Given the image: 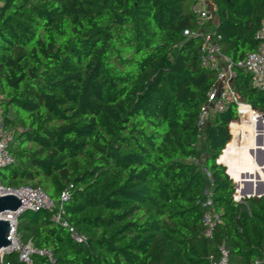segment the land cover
<instances>
[{
    "label": "trees",
    "instance_id": "16d2710c",
    "mask_svg": "<svg viewBox=\"0 0 264 264\" xmlns=\"http://www.w3.org/2000/svg\"><path fill=\"white\" fill-rule=\"evenodd\" d=\"M194 2L0 0V93L18 125L0 181L52 199L68 190L65 220L87 239L47 211L23 212L21 243L53 257L32 264H212L221 243L230 264H264V197H246L264 182V93L238 67L256 49L264 0H213L219 53L259 113L247 109L242 136L235 105L196 125L217 74L199 65L201 39L184 35L198 31ZM205 173L222 219L213 240L202 236Z\"/></svg>",
    "mask_w": 264,
    "mask_h": 264
},
{
    "label": "built area",
    "instance_id": "2783aa9c",
    "mask_svg": "<svg viewBox=\"0 0 264 264\" xmlns=\"http://www.w3.org/2000/svg\"><path fill=\"white\" fill-rule=\"evenodd\" d=\"M1 4V3H0ZM190 11L198 25V31L190 34L184 33L186 37L197 36L201 39L198 61L201 68L216 72V81L207 93V102L200 107L197 127L202 131L208 124L211 117L218 113H223L230 106L237 107L238 120L241 118L242 109L250 107L236 92L233 86L234 74L232 65L228 58L219 53L217 46L218 37L215 35L214 27L216 22L215 5L213 0H195ZM213 25V29L209 27ZM254 40L256 49L248 53L245 59L238 64L250 78L252 89L264 93V20L261 21L257 29ZM259 114V113H258ZM261 115V114H260ZM15 145V135L6 124L4 112V97L0 93V174L2 171L15 163L11 150ZM207 174V173H206ZM207 186L202 199L203 214L201 217L202 236L205 239L213 240L216 230L222 224L221 214L216 212L212 201V181L207 174ZM15 195L21 202V208L31 213L47 211L52 215V220L56 225L67 228L75 242L85 243L87 239L80 235L65 220V205L69 200V191L61 193L58 199H52L44 190L32 186H23L18 189L5 187L0 181V197ZM24 211L14 213L7 212L0 215L1 219L9 220L13 227L9 237L11 244L5 250V255L16 254L22 264H32L33 256L46 257L52 262V254L49 250L37 249L32 244L23 245L16 234L17 218ZM218 259L212 264H230V254L224 243L218 246Z\"/></svg>",
    "mask_w": 264,
    "mask_h": 264
},
{
    "label": "water",
    "instance_id": "95a60500",
    "mask_svg": "<svg viewBox=\"0 0 264 264\" xmlns=\"http://www.w3.org/2000/svg\"><path fill=\"white\" fill-rule=\"evenodd\" d=\"M262 119H264V116H262ZM230 134L232 135L231 127H230ZM260 139H262V137ZM261 143H264V139H262ZM222 156L223 155L219 157L218 162L219 164L227 168V166L222 162ZM235 188L237 190V184H235ZM246 197H255V198L264 197V182L258 183V187L255 193L249 194ZM22 210L24 212H30L28 210H24L21 208V202L15 195H6L0 197V215L7 212L14 213ZM12 227L13 225L9 220L0 218V264H2L3 258L5 256L6 248L9 247V245L11 244L9 237L11 235Z\"/></svg>",
    "mask_w": 264,
    "mask_h": 264
},
{
    "label": "rangeland",
    "instance_id": "374dc122",
    "mask_svg": "<svg viewBox=\"0 0 264 264\" xmlns=\"http://www.w3.org/2000/svg\"><path fill=\"white\" fill-rule=\"evenodd\" d=\"M209 29H213V25H211L210 27H209ZM247 109L248 110H250L249 109V107H244L243 109H242V123H243V126L241 125V129H240V133H241V136L244 134L243 133V130H244V127H245V124H246V114H247ZM8 116H9V118L11 119V120H13V119H15V114L11 111V110H9V112H8ZM213 120V117H211L210 118V122ZM235 122H237V121H235ZM12 131H13V133H14V135H16V132L18 131V125L15 123V122H13L12 123V125L9 127ZM204 132H203V134L201 135V138L199 139V141H198V146H199V148H200V150H201V154L203 153V151H204ZM231 139H232V135H231ZM231 141V140H230ZM244 142V141H243ZM198 164H200L201 166H202V160H201V157H200V159H199V161H198ZM205 176H206V178H208L207 177V174L205 173ZM237 191V190H236ZM236 197H237V195H236ZM237 199H239V198H237ZM241 199V203H242V205H246V202L243 200V198H240ZM239 199V200H240Z\"/></svg>",
    "mask_w": 264,
    "mask_h": 264
},
{
    "label": "crops",
    "instance_id": "0c3cea01",
    "mask_svg": "<svg viewBox=\"0 0 264 264\" xmlns=\"http://www.w3.org/2000/svg\"><path fill=\"white\" fill-rule=\"evenodd\" d=\"M199 149H200V148H199ZM205 157H206V152H205V145H204V151H203V153L201 154L202 165H203V162H204Z\"/></svg>",
    "mask_w": 264,
    "mask_h": 264
},
{
    "label": "bare ground",
    "instance_id": "6f19581e",
    "mask_svg": "<svg viewBox=\"0 0 264 264\" xmlns=\"http://www.w3.org/2000/svg\"><path fill=\"white\" fill-rule=\"evenodd\" d=\"M240 121H241V125L243 126V123H242V114H241V118H240Z\"/></svg>",
    "mask_w": 264,
    "mask_h": 264
}]
</instances>
